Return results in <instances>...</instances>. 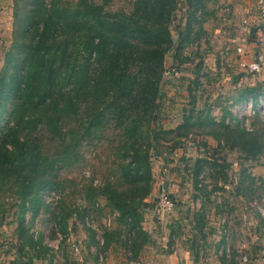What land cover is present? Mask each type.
I'll return each instance as SVG.
<instances>
[{"label":"trees","instance_id":"trees-1","mask_svg":"<svg viewBox=\"0 0 264 264\" xmlns=\"http://www.w3.org/2000/svg\"><path fill=\"white\" fill-rule=\"evenodd\" d=\"M210 1L213 0H135L131 13H111L90 0H13V42L4 54L0 73V192L4 188L12 190L19 203L12 245L16 264L53 260L44 255L54 252L43 244L40 233L36 237L32 233L35 221H42L44 211L51 208L43 196L55 188V177L50 171L53 164L42 157L31 134L42 127L46 129L60 141L62 163L72 166L79 159L83 140L104 131L109 120L122 141L121 183L89 186L88 192L93 199L103 197L119 215L118 221L127 227L122 246L131 252L132 260L140 259L151 243L142 223L152 207L147 201L153 191L152 156L166 158L181 148L178 141L187 138L196 123L187 118L176 129H164L157 113L164 84L162 64L173 48L179 53L194 41L191 35L195 33V23L205 20ZM178 4L184 10L185 30L178 28V34L184 36L175 43L171 22ZM263 89L254 86L240 90L236 104L256 100L264 94ZM82 108L87 116L85 125L66 131L65 124L78 118ZM223 112L220 125L229 129L228 117L236 123L235 141L239 140V148L248 160L255 161L264 149V134L254 132L243 143L247 132L242 122L228 109ZM210 113L203 115V128L217 125ZM232 147H236L234 143ZM205 164L208 163L197 160V191ZM226 177L224 174L223 180ZM249 178L245 169L237 190L254 196L256 183ZM202 192H206L205 188ZM61 204L60 201L58 206ZM3 209L0 206V218ZM60 212L51 220L55 232L63 238L61 247L68 239V220L73 212L63 207ZM28 215L30 219L26 220ZM77 219L86 225L90 218L80 215ZM86 230L93 240L95 232L90 227ZM110 230L105 228L102 234L103 252L107 243L119 242V233ZM31 253L35 256L25 260Z\"/></svg>","mask_w":264,"mask_h":264},{"label":"rangeland","instance_id":"rangeland-1","mask_svg":"<svg viewBox=\"0 0 264 264\" xmlns=\"http://www.w3.org/2000/svg\"><path fill=\"white\" fill-rule=\"evenodd\" d=\"M66 1L73 3L76 0ZM90 1L103 5L111 13L120 11L131 13L135 0ZM181 1L178 0V2ZM230 2L228 0L210 1L206 5L205 20L202 22L201 18L195 23V33L191 35L194 41L186 45L179 53L173 48L165 55L162 64L163 75L174 69H178L181 75L176 80L164 79L157 102L159 105L157 113L165 130L176 129L187 118L196 123L188 137L178 141L181 142V148L166 158L152 156L153 191L147 201L152 206L149 210L152 222L157 226L155 233H157L159 244H155V249L164 255H168L170 250L188 251L199 264H231L233 259L239 263L245 257H248L249 261L256 258L255 254L254 258L250 255V250L243 248L244 242L251 240L248 236L250 233L245 234L244 228L238 236L234 230L235 218L232 217L230 184L238 172L243 174L244 168L252 164L259 177L264 176V155L262 154L264 149L255 161L248 160L239 148V140L235 141L238 132L235 122H227L230 124L229 129L216 121L217 125L209 128L200 126L201 122L203 124V115H206V112H211V118L214 119L224 115L223 111L230 107L229 102L236 104L235 100L239 97L240 90L254 86L264 88V72L253 76L240 66L241 59L247 63L250 61L249 57L253 50L256 48L254 53L260 50L258 46L264 42V34L257 35V32L263 23L257 21V24L252 25L250 34L243 33L239 25L244 15ZM178 6L171 22V32L175 43L184 36V34H178V31L185 30L184 10H181L182 5L178 4ZM6 25L9 24L5 23L4 30L0 32V73L4 64V54L13 42L14 26L11 22L12 31H8ZM254 31L256 34L251 36ZM237 36H242L248 43L246 45L248 57L244 59L235 54L234 48L237 43L232 40ZM86 120L87 116L82 108L81 115L68 121L64 127L66 131L81 127L85 125ZM256 120L255 134L263 135L264 124ZM109 123L110 125H107L104 131L93 133L83 140L79 159L72 166L62 163L63 149L60 141L46 129L42 127L31 134L32 142L37 143L42 157L47 159L49 165L53 164V168L45 165L52 169L50 171L55 177V188L48 192L59 195V199L56 201L58 202L56 206L47 208L48 210L44 211L41 218L45 230L44 241L53 246H55L53 240L57 232L51 219L60 215L61 207L73 212V216L68 220L70 227L77 225L87 229L86 225L77 219V216L84 215L88 216L89 220L92 219L100 232H105V228H108L107 220L110 219L112 224L108 229L119 233L118 240L121 245L126 238L127 227L118 221L119 215L109 208L108 202L103 197H94V200L88 192L89 186L98 187L108 183L119 186L121 183L119 167L123 159L120 157L119 148L122 141L110 120ZM255 134L248 136L247 133L243 143L249 141V137ZM233 143L236 146L234 148ZM197 160L208 163L205 164V170L199 177L200 191L195 189L194 183ZM224 174L228 175L226 180H223ZM170 184H173L177 190L173 195L176 207L172 212L158 216L154 206L155 199L161 190ZM255 187L256 190L253 188V191L261 197L260 186ZM204 188L206 192H202ZM43 198L46 199V196L44 195ZM256 198L258 197L254 195V199ZM16 199L12 190L4 188L0 192V206L4 207L0 218V249L4 251L11 250L12 245L15 244V215L19 205ZM60 201L61 207L58 206ZM29 219L28 215L26 220ZM240 226L242 228L243 225L240 223ZM201 227L202 232L199 233ZM36 231H38L37 228L33 227L32 233ZM67 238L69 239V236ZM68 239L65 244L64 241L62 242L61 247L58 244L60 252L58 256L55 251L44 256L46 258L52 256L53 260L75 259L76 256L68 244ZM69 241L75 245L78 244L72 241V238ZM27 253L29 252L27 251L26 255ZM2 254L0 253V264H16V259H3ZM32 255L35 256L34 253L29 254L28 257L25 256V260H29ZM150 256L155 258L154 254Z\"/></svg>","mask_w":264,"mask_h":264},{"label":"crops","instance_id":"crops-1","mask_svg":"<svg viewBox=\"0 0 264 264\" xmlns=\"http://www.w3.org/2000/svg\"><path fill=\"white\" fill-rule=\"evenodd\" d=\"M228 1H231L232 4H234L235 9L243 13L244 16L242 17V20L245 19L249 20L251 23V27L257 21L263 23L261 24L260 28H258L257 35L262 36L264 34V21H261L257 16L256 0H228ZM12 7H13V0H0V32L4 30L5 23L9 24L8 26L6 25L7 26L6 30L12 31V26H11L12 12H13ZM241 22L240 24L242 25ZM241 25H239L240 28H242ZM255 34L256 33L254 31L251 36ZM237 37H242V36H237ZM243 40L245 39L243 38ZM233 41L234 39L232 40V42ZM262 47L264 48V42L258 46L259 49H261ZM255 49L253 50V53H251V57L249 58H252ZM250 166L245 167L244 170L245 169L247 170V174L250 177L249 179L251 180L254 179V181L256 179L258 180V181L256 180L255 182L256 186L258 187L262 185L260 188L263 193L264 176L259 177V174H257V172L254 171V165L252 164ZM240 177L241 174H239L238 172V174L235 177H233L232 182L230 184L231 186L230 200L232 201V206H233L232 217L235 218L234 230L238 233L237 234L238 236L240 232L241 233L243 232L244 228L246 229L245 234L250 233L248 234V236L251 238V240L247 243L244 242L243 248H247L248 250H250L251 251L250 255H252L254 258V254H255L256 258H254L253 261H249L248 263H242L240 260V262L237 264H264V256H262V252H264L262 251L264 247V216L260 211L253 210L250 207L252 203L259 200L260 205L264 210L263 203L261 200L263 199L264 194H261L260 195L261 197H259L258 194L256 193L255 196H257L258 198L254 199V196L252 195L250 196L248 193H242L241 190L238 191L237 186ZM148 203L150 204L149 201ZM149 210H151V208ZM149 210L145 214V220L142 223V229L150 235L151 243L147 244V246L145 247V251L141 254L140 259H138V261L132 260L131 252L128 251L126 246L123 247L116 240L115 242L113 241L111 243H107V248L105 252H103L102 249L103 245L100 246L98 243V236H99L98 232L92 229L95 232L94 239L92 240L88 230L84 229L81 226L79 227L75 225L73 227L69 226L68 230L70 231V233L67 236H69L70 240L72 238V241H76V243H78L81 246L82 255H80V257H76L75 259H72V261L41 259L34 261L33 264H147V263L148 264L149 263L150 264H199L195 262L192 254L188 251L182 250V251L170 253L168 255H164L160 253L158 249H155V244H159L157 233H155L157 230V226L152 222L151 219L152 217ZM240 223L243 225L242 228L240 226ZM34 227L37 228L38 231L33 232V234L36 237L40 233L42 235L43 244H44L45 230L43 228V224L41 220L37 219L35 221ZM102 234L103 232H101V236ZM4 237L6 239V236ZM156 241L157 243H155ZM260 249L261 251H259ZM0 253H3L2 254L3 256L1 255L2 258L3 259L5 258L7 260L8 259L15 260L17 257L14 249L4 251V249L1 248ZM150 254L151 255L154 254L155 258L150 256Z\"/></svg>","mask_w":264,"mask_h":264},{"label":"built area","instance_id":"built-area-1","mask_svg":"<svg viewBox=\"0 0 264 264\" xmlns=\"http://www.w3.org/2000/svg\"><path fill=\"white\" fill-rule=\"evenodd\" d=\"M256 8H257V16L261 21H264V0H256ZM242 30L243 33L250 34L251 31V23L249 20L245 19L242 20ZM234 43H237L235 46V54L239 58H245L248 57V49L246 45L248 43L246 40H243L241 37H237L233 41ZM243 42V43H242ZM247 49V50H246ZM240 66L243 67L250 75H259L264 72V48H261L257 53H254L253 58H250L249 62H244L241 59ZM181 72L178 69H174L173 71H167L164 74V79H169V80H176L180 77ZM229 111L232 113L234 118H238L242 122V127L243 129L248 133V134H253L255 132V120L258 118L260 119L263 124H264V94L258 96V98L254 101L249 100L244 104H233L232 102H229ZM223 120V114L219 117L217 116L215 118V121L217 123H221ZM231 119L228 117L227 122H229ZM176 188L173 184H170L169 186L165 187L164 189L161 190L157 198L155 199V207L157 210V215L162 216L166 215L174 210L176 207V202L172 199L171 196L176 193ZM46 199L45 202H48L51 204V206H56L58 202H56L59 199V195L54 194L53 192L51 193H46L45 194ZM262 200L263 207H264V197ZM250 207L253 210H258L262 213L264 216V210L262 209V206L260 205V201L257 200L256 202L252 203ZM112 222L110 219L107 220L106 226L108 228L111 227ZM86 226L90 227L91 229L95 230L98 232V243L100 246L103 245V239L101 236V232L99 231L98 227L94 222L90 221L89 219H86ZM63 240L62 236L57 232L56 236L54 237L53 246L49 242H45L48 247H51L54 249L55 254L58 256L59 252V247L58 244ZM68 244L71 246L73 254L76 257H80L82 255V248L79 244L75 245L73 243H70L68 240ZM73 244V245H72ZM262 256H264V252H262ZM242 263H248L249 258L245 257Z\"/></svg>","mask_w":264,"mask_h":264}]
</instances>
